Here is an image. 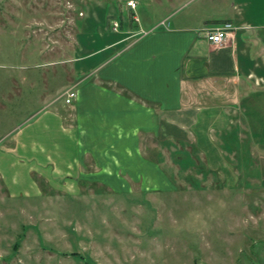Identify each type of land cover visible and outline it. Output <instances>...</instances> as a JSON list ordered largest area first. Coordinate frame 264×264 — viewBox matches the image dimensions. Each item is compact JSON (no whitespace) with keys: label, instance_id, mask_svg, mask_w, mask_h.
I'll return each mask as SVG.
<instances>
[{"label":"rangeland","instance_id":"obj_1","mask_svg":"<svg viewBox=\"0 0 264 264\" xmlns=\"http://www.w3.org/2000/svg\"><path fill=\"white\" fill-rule=\"evenodd\" d=\"M232 1L139 0L132 10L125 0H0V264H264V87L232 121L239 143L219 138L224 159L168 144L161 189L128 191L115 178L50 189L7 149L66 88L74 56L122 35L115 22L122 33L164 16L216 23L232 16Z\"/></svg>","mask_w":264,"mask_h":264},{"label":"crops","instance_id":"obj_2","mask_svg":"<svg viewBox=\"0 0 264 264\" xmlns=\"http://www.w3.org/2000/svg\"><path fill=\"white\" fill-rule=\"evenodd\" d=\"M237 1L230 2L232 16L216 23L186 17L167 23L164 16L162 24L123 33L114 26L122 35L80 50L66 69L65 89H77L74 100L66 103L60 94L45 103L32 131L25 128L7 149L32 161L27 170L42 184L62 191L83 182L113 184L114 178L128 191L136 183L161 189L170 183L168 144L175 151L195 146L207 160L220 161L232 121L241 119L244 102H259L255 90L264 87V20L257 17L264 0ZM230 20L236 28L229 38L221 44L207 38V28ZM156 25L163 28L148 32ZM57 99L64 100L52 107ZM36 128L38 138L31 135Z\"/></svg>","mask_w":264,"mask_h":264},{"label":"built area","instance_id":"obj_3","mask_svg":"<svg viewBox=\"0 0 264 264\" xmlns=\"http://www.w3.org/2000/svg\"><path fill=\"white\" fill-rule=\"evenodd\" d=\"M125 3L127 7L133 9L137 6L138 0H125ZM114 26L117 28L118 22H115ZM235 28L236 26L231 20L223 21L214 27L207 28L205 35L210 41L221 44L225 39L229 38ZM60 96L64 97L66 103H71L77 96V89L74 86H71L65 89Z\"/></svg>","mask_w":264,"mask_h":264},{"label":"trees","instance_id":"obj_4","mask_svg":"<svg viewBox=\"0 0 264 264\" xmlns=\"http://www.w3.org/2000/svg\"><path fill=\"white\" fill-rule=\"evenodd\" d=\"M231 136H232V135H230V136H228V137L226 138V140H227V141H226V144H227V145L229 144V146H232L231 143H235V141H236L237 143H239L238 140H237V136L234 137V139H235L234 141H233V139H231ZM230 141H231V142H230Z\"/></svg>","mask_w":264,"mask_h":264}]
</instances>
